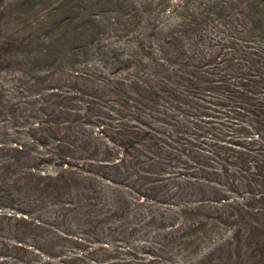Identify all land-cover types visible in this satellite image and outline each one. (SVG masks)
<instances>
[{"label":"rangeland","instance_id":"rangeland-1","mask_svg":"<svg viewBox=\"0 0 264 264\" xmlns=\"http://www.w3.org/2000/svg\"><path fill=\"white\" fill-rule=\"evenodd\" d=\"M24 1L0 0V38L9 44L0 46V182L5 163L18 169L33 159L47 169L61 152L75 163L91 162L85 169L94 175L107 172L121 183L130 210L104 207L110 213L101 239L82 233L86 242H65L54 258L13 257L4 264H102L113 258L115 264L191 263L178 247L160 252L158 245L179 234L162 237L161 230L171 220L182 221V205L205 197L196 184L206 177L201 170L223 164L202 139L259 135L250 106L239 96L264 103V0ZM141 131L170 145L189 139L200 156L167 163L168 180L142 178L137 163L143 157L136 150L142 151L136 136ZM117 159L129 172L97 167ZM113 186L103 185L104 194ZM241 195L228 194L233 200ZM14 202L23 207V200ZM51 205L42 215L61 220ZM129 213L131 230L121 219ZM216 239L203 241L201 249ZM96 240L108 251L99 250ZM73 254L80 255L76 263L65 258Z\"/></svg>","mask_w":264,"mask_h":264},{"label":"trees","instance_id":"trees-1","mask_svg":"<svg viewBox=\"0 0 264 264\" xmlns=\"http://www.w3.org/2000/svg\"><path fill=\"white\" fill-rule=\"evenodd\" d=\"M26 2L27 0L22 4ZM23 18L24 16L20 15L16 20L22 21ZM25 22L26 20L22 23ZM29 24L31 25L30 22ZM24 28H28L27 25ZM2 30L0 27V32ZM91 30H87L88 36L93 34L90 33ZM81 31L82 29L79 30ZM2 39L0 38L1 48L8 46ZM46 45V48H49L50 45ZM2 57L4 58L5 54ZM239 102L250 106V114L260 131L259 135L255 139L229 138L217 142L202 139V144L211 147V156L222 159L223 164L217 170H201L206 177L196 184L200 185L199 190L205 197L182 205V221L171 220V223L161 230L164 232L162 237H171L172 233L177 232L179 234L174 240L166 241L167 244L165 242L158 245L160 252L167 254L169 250L171 253V249L178 247L189 256V264L205 260L211 264L209 260L215 257L222 259V262L229 260L225 264H264V103L242 93ZM174 121L178 123L182 120L177 117ZM50 131L54 134L53 129ZM59 131L61 132V129ZM136 136L141 139L138 145H141L142 151L139 153L140 149L136 150L139 156L143 157V160L137 163V166L142 168V178L168 180L165 172L170 167L167 163L183 161L187 154L191 157L200 156V153H194L193 148L196 145L189 139L185 143L176 142L170 145L148 131H141V135ZM178 139L180 140L181 136H178ZM62 147L63 144L58 141L57 150ZM59 153L57 161L47 169L33 159H26L24 165L18 169H14L13 163H5L2 166L5 177L0 182V264L13 257H29L33 261L40 257L54 258L62 254L65 242L74 245L86 242L84 237L79 236L82 233L101 239L100 236L106 230L102 226L103 220L110 213L103 212L104 207L112 205V211L116 213L128 206L130 210L127 195L118 187L121 183H116L109 173L94 175L89 169H85V166L93 167L91 162L84 164L78 160L75 163L70 161L71 158ZM125 163L123 159L112 163L103 160L97 167L129 172ZM230 164H234L235 169H232ZM184 177L182 175V179ZM222 180L226 182L228 189L221 187ZM105 184L114 185L106 195L102 190ZM233 191L240 192L243 196L234 201L228 196L229 192ZM15 200H23V207L15 205ZM100 200L102 205L91 204ZM139 203H142V200ZM50 204L51 212L60 214L61 220L58 218L53 222L42 215ZM132 217L130 213L127 216L122 215L121 219L127 230H131L132 225L127 224ZM213 236H216V241L205 251L202 250L203 241H213ZM96 242L99 250L108 251L104 243L97 240ZM201 252L205 254L199 257ZM65 258L70 263H76L80 255L73 254ZM152 261L153 259L146 262L150 264ZM102 264H115V258Z\"/></svg>","mask_w":264,"mask_h":264},{"label":"bare ground","instance_id":"bare-ground-1","mask_svg":"<svg viewBox=\"0 0 264 264\" xmlns=\"http://www.w3.org/2000/svg\"><path fill=\"white\" fill-rule=\"evenodd\" d=\"M180 17V16H179ZM168 20V19H167ZM161 22V21H160ZM167 22V21H166ZM177 22V21H176ZM165 27V26H164ZM172 27V26H171ZM121 46H122V44H121ZM127 47V46H126ZM129 49V48H128ZM156 52V51H155ZM154 52V53H155ZM125 53V52H124ZM101 72H102V70H101ZM108 76V75H107ZM235 201V200H234ZM222 239V238H221ZM223 240V239H222ZM219 241V240H218ZM194 242V241H193ZM185 244V243H184ZM189 245V244H188ZM180 256V255H179ZM185 258V257H184ZM127 261V260H126ZM187 264V263H186Z\"/></svg>","mask_w":264,"mask_h":264}]
</instances>
